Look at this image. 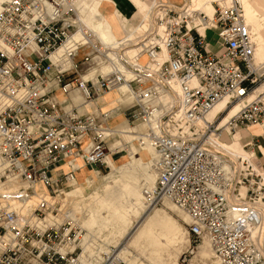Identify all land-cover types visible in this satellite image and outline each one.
I'll return each mask as SVG.
<instances>
[{"label": "built area", "instance_id": "2783aa9c", "mask_svg": "<svg viewBox=\"0 0 264 264\" xmlns=\"http://www.w3.org/2000/svg\"><path fill=\"white\" fill-rule=\"evenodd\" d=\"M73 2L1 4L0 156L8 165L2 178L11 176L29 187L2 195L0 204L29 198L38 186L48 191H38L43 198L23 219L0 208V264H83L78 228L70 222L44 224L46 214L57 212L49 193L61 192L80 169L104 165L120 149L114 147L121 138L113 122L117 114L131 127L148 126L145 136L158 156V178L152 193H144L157 207L165 195L190 216L187 252L192 255L206 240L218 264H264V168L255 153L256 148L264 161L259 150L264 91H258L263 75L252 67L254 46L240 0L216 4L211 16L184 3H156L151 31L131 61L118 53L116 60L109 59L92 42L91 34L79 28L73 7H65ZM210 32L217 39L215 51ZM77 33L84 41L72 39ZM163 53L164 61L151 70ZM110 63L117 68L92 75ZM172 84L179 89L176 99L159 110L158 88L169 93ZM124 85L133 103L105 108L100 98ZM77 95L82 102L75 105L71 99ZM224 100L223 112L208 120ZM252 126L262 133L244 143L247 153L226 149L224 134ZM61 167L66 171L58 172ZM104 258L102 264H120L111 255Z\"/></svg>", "mask_w": 264, "mask_h": 264}, {"label": "rangeland", "instance_id": "374dc122", "mask_svg": "<svg viewBox=\"0 0 264 264\" xmlns=\"http://www.w3.org/2000/svg\"><path fill=\"white\" fill-rule=\"evenodd\" d=\"M86 1L88 0L84 1V6L87 7ZM159 2L169 3L170 5L176 7H181L184 3L189 7V9H200L199 3L196 4L195 0H192V2L191 0H154V2H151L144 11V16L146 15L147 19L146 25L143 24L145 26L141 30L140 36H138V38L143 36L145 29L150 26L149 14L152 11L154 5ZM216 4L218 3H212L213 10L201 9L200 11L204 12L208 16H211L214 12V6ZM245 9H247L246 12L248 11V14L251 12V14H249L246 18H249V22L251 23L254 40L256 39V45L257 43H259V46H261L260 50L257 51L258 59H261L262 56H264V0H251L246 4ZM141 20L142 19L140 17L137 22L139 23L141 22ZM207 36L210 42L211 51H215L218 47L215 33L210 32ZM138 38L135 40V43L139 42ZM133 43L134 41L125 44L123 46L124 49L121 53H124L127 50L138 49L139 46H134ZM131 45L133 47H131ZM133 54L135 53L132 52L127 55L129 57H132ZM82 57L83 52H80L77 55L76 61L80 63ZM260 63L262 64L260 65ZM263 66L264 60L255 62V67L257 69H260L258 70L257 74L263 75V77L260 78L259 86H262L264 84ZM243 133L245 135L251 134V132H248L247 130H244ZM261 133V130L258 129V136ZM225 140H228V138H226V136H223L222 141ZM234 142H238V145H232V148L237 151L240 150L241 146L243 145L240 139H238V141L235 140ZM131 143L126 142L125 140L120 138L118 143L116 142L114 144V147L119 146L120 149L115 152L113 151L110 159L116 163L120 159L127 158V149L130 145L136 144L135 141H132ZM257 164L258 166L262 165V168H264V163L262 162V160L258 159ZM2 169L3 164L0 161V177L2 174ZM94 169L98 170L99 173L104 177L108 176L111 171V168L105 164L97 166ZM87 171L90 172L88 174H84L82 172L79 175V185L83 189V194L82 196L76 198L75 201L67 200L66 196L63 194L64 191L72 188L74 185L71 187L65 186L63 188L64 191L61 190V192L49 193L51 198L54 199L53 202H55L58 211L57 215L54 216L56 218H53L54 220L51 218V215H49L46 221L51 220V224L56 225L58 222L57 217L60 216L63 219L64 214L70 211V213H72L74 217L72 221L81 229L82 236L85 237L83 240L92 243L91 252L95 250L98 251V253H95L93 255L97 256V258L90 257L91 254H85L88 255V258H91V261L94 264L95 260H98V258H100V254L108 253L110 249L118 253L120 264H216V262L211 258V253L206 241H203L202 244H200L195 249L193 255H189L188 253L186 254V256L182 255L189 245L188 236L185 235V227L188 223V220L183 214H181L173 206H171V204L166 203V207L154 209L153 212L149 211V216H144L145 209L135 208V210H137L136 215L129 213L115 222H106L107 224L105 225L102 221H104V218L108 217L105 211L103 197L107 191V187L119 184L120 179L125 175L139 176L142 174L125 172L121 173V176L118 178H116L114 174H111L107 178L108 184L104 189L103 187L105 182L101 179L95 178V175L92 173V171H94L93 168H88ZM151 175H154V180L155 173ZM3 181L4 180L2 178V180H0V193L5 190V187H3V184L1 183ZM92 181L94 185L90 186L89 184L92 183ZM9 187L15 188V185L12 184ZM146 187L147 185L143 188ZM39 189L40 191H48L46 188H42V186H38V188H36V191L38 192ZM128 199L131 200L130 202L134 203L133 198H126V200ZM32 201L33 200H30V203H32ZM123 202L124 200L121 199L120 203L122 204ZM149 212L147 211V214H149ZM140 219H143L140 222V225L138 227H135ZM100 251H102V253H100Z\"/></svg>", "mask_w": 264, "mask_h": 264}, {"label": "bare ground", "instance_id": "6f19581e", "mask_svg": "<svg viewBox=\"0 0 264 264\" xmlns=\"http://www.w3.org/2000/svg\"><path fill=\"white\" fill-rule=\"evenodd\" d=\"M4 0H0V8H1V4ZM85 1V0H84ZM84 1H81L79 0V7L80 9H82V14L84 15L85 12H89L88 8L85 9V7H83L82 5H84ZM225 1H228V0H225ZM76 3H77V0H74L73 3H68V4H65V7L67 8H71L73 7V10L76 12V18H77V23H78V26L79 28L82 29V31H87L88 33L91 34L92 36V42L95 43V44H100L101 47H103V49H105V53H106V56L109 58V59H112V60H116V54L117 56H125V58L127 60H132L137 54L139 51H141L143 49V41L145 40V36L147 35L148 36V33L151 31V28H152V19H153V11L150 12L149 14V24L150 26H148L144 33H143V36H141L140 38H138V41L134 46H139L138 49H132L131 51L133 50H137L135 54H133L132 57H129L127 54L129 53L130 50H127L126 52L124 53H121L122 50L124 49L123 46L125 44L123 43H113V44H107L108 41H102L99 37H100V34L99 36H97L96 33L93 32V27H92V17H91V14L90 12L88 13V17H87V20H84V18H82V16L79 14V12L77 11V7H76ZM240 3L242 5V8H243V16H244V21L246 23V25L248 26L249 28V31H250V34H251V41H252V44L254 46V50H253V64H252V67H253V70H260V69H257L255 67V54H256V47H255V40H254V34L252 33V27H251V23L249 22L248 18V15L251 14V12L248 14V11L246 12L247 9H245L244 7V3H243V0H240ZM189 4V3H188ZM155 7V6H154ZM85 16V15H84ZM145 25H146V22H145ZM143 25V27L145 26ZM157 33V35H160L161 32L160 30H156L155 31ZM147 38V37H146ZM73 40L75 41H80L82 40V37H81V33H77L75 34L73 37H72ZM84 41V40H82ZM148 43V42H147ZM145 43V44H147ZM165 54H161L159 55V57L154 61V63L151 65V70H156L157 67L160 65V63L162 61H164L165 59ZM146 58L143 56L141 57V61L143 62ZM264 67V66H263ZM102 68V69H101ZM117 68L116 65H114L113 63H110V64H107V65H104V66H101L99 67L98 69H96L95 71L92 72V75H96L97 73H108L110 71H112L113 69ZM262 69V68H261ZM119 89H122L124 90L125 92L123 93V95L125 96L124 98H121V102H126L128 100H133L130 96L132 95L131 94V90L129 89V87L127 85H124V86H121ZM158 91H159V96H156L154 98V103L158 106L159 110H163L164 108L168 107L169 104H172V102L176 99V94H178V86L175 85V84H172L170 85V92L167 93L166 90L165 92L163 91V89L161 88H158ZM258 91H264V84L262 86H259L258 87ZM107 94H110V93H107ZM106 95V94H105ZM104 95V96H105ZM103 96V97H104ZM81 98L79 95L77 96H74L72 97L71 101L74 103V99L76 98ZM146 99V98H145ZM81 102H82V99H81ZM75 105H77L76 103H74ZM80 104V103H79ZM225 106H226V101H221L219 102L210 112L209 114L207 115V119L208 120H212L217 114H219L220 112H223V110L225 109ZM239 109V107H235L234 110L229 114L228 117L232 116L235 112H237ZM130 126V125H129ZM147 125H144V124H136L135 126H130V135L133 137L134 140H137V141H141V142H146L152 149L153 147L149 144V141L147 140L146 136H145V132L147 130ZM252 127H255L256 129H259L261 130L262 132V129L260 126H252ZM250 127V128H252ZM238 134V132H236L234 135H227V134H224L223 136H226V138H228V140L226 141H222L226 146V149L227 150H231L233 152H235L236 154H245L247 153L244 149H243V146L244 144L241 146L240 150L236 151L234 148H232L231 146L233 145L234 141H235V136ZM222 136V138H223ZM137 137H140L137 139ZM221 138V140H222ZM260 142V141H259ZM116 143V142H115ZM261 142H260V145H259V150L261 151ZM154 150V149H153ZM155 151V150H154ZM251 151L253 152V149H251ZM156 153V151H155ZM110 157V156H108ZM107 157V158H108ZM156 157L157 156V153H156ZM107 158L105 159V164L107 165ZM111 158V157H110ZM0 161L1 163L3 164V169H2V174H1V177H0V180H2V176L4 177V175H6L5 171H6V168L8 167L7 165V162L6 160H4L1 156H0ZM94 170V168H93ZM65 171H66V168H65ZM89 173L90 171H87L85 170V168L83 169H80V171L78 172L77 174V178L78 180H74V181H71L70 183V187L73 186L74 184H76L78 181H79V175L80 173ZM154 176L152 175L151 178L149 179H146L144 181L141 182L140 186H136L134 185L133 183H130V182H125V183H122V184H116L114 186H110L109 188V191H108V194L106 195V198H105V211H106V214H107V217L108 218H104L102 222H104V224L106 225L110 222H115L117 221L118 219H120L121 217L123 216H126L127 214L131 213L133 215H136V212L137 210H135V208H138V209H145L144 211V216H149L150 215V212H153L154 209H157V208H162V207H166V203L168 204H171V206H173L177 211H179L181 214H183L187 220H188V223L186 224V227H185V235L188 236V242H189V245L186 249V251L182 254V255H185L188 253L187 251L190 249V246H191V241H190V236H189V232H188V226L192 223V220L190 218V216L185 212L183 211L182 209L178 208V206H176L174 204V202L172 200H170V198H168L167 196H162L160 201H161V206L160 207H157V205H155V203H152L151 202L153 201V199H147L144 191H150L152 193V190H154V187L156 186V181H157V178H158V171L156 169V173H155V179L153 180ZM3 184V187H5V190L2 191L0 193V197L2 195H10V196H13L19 192H21V190H26L29 185L18 180V179H14L13 177L11 176H7L6 177V180L4 182H1ZM15 185L17 186V190H9V189H6L8 188L10 185ZM147 185L146 188H143ZM64 191V190H63ZM39 192H42L40 191L39 189ZM65 192V191H64ZM63 192V193H64ZM40 193L38 192H35V194H32L31 197L29 198H26L24 200H19V199H11V200H1V204H0V208L4 209V210H12V211H15L19 217H22V219L28 214L29 211H31L34 207H37L39 201L41 200V198H43V196H39ZM126 198H133L134 199V203L130 202L131 200H126ZM124 200V202L121 204L120 201ZM30 200H33L32 203H30ZM30 203V204H29ZM49 203L53 204L55 202H53V200H49ZM151 204V205H150ZM58 211V210H57ZM147 211L149 212V214H147ZM51 215V218H56L54 217L55 215H57V212L55 214H46L45 216V221H44V224L47 225V226H50L52 225L51 224V220H47V217ZM58 218V223L56 224V226L58 225H61V224H65L66 222H70L72 224V226H76L74 224V222L72 221V219H69L66 215L63 216V219L59 216L57 217ZM54 220V219H53ZM52 220V221H53ZM100 220V219H99ZM143 219H140L137 224L135 225V227H138L140 225V222L142 221ZM54 222V221H53ZM103 224V223H101ZM79 230V232L81 233V237L76 245V247H79L81 249V253H80V262H82L83 264H87V262L85 261V259L83 258V250L82 248L79 246L80 245V242L85 238L84 236H82V231L81 229L76 226ZM133 230V229H132ZM131 230V231H132ZM130 231V232H131ZM203 241H206V240H203ZM160 243V242H159ZM206 243L208 244V248L210 250V253H211V258L217 263V261L214 259V257H212V250L210 248V243L208 241H206ZM202 244V243H201ZM91 246V244H89ZM159 245V244H158ZM198 247V246H197ZM195 252V250H194ZM193 252V254H194ZM189 254V253H188ZM192 254V255H193ZM111 255V257H114V259L112 261L114 262H120L119 259H118V253H116L115 251H112L110 250L108 253H105V254H102L100 258H98V260L95 261V264H102L105 260V256H109ZM113 255V256H112ZM191 255V254H189ZM122 263V262H121ZM132 264V263H131Z\"/></svg>", "mask_w": 264, "mask_h": 264}, {"label": "crops", "instance_id": "0c3cea01", "mask_svg": "<svg viewBox=\"0 0 264 264\" xmlns=\"http://www.w3.org/2000/svg\"><path fill=\"white\" fill-rule=\"evenodd\" d=\"M84 1V0H81ZM170 1H176V0H170ZM251 0H243L244 7L247 3H249ZM153 3L154 0H88L86 1L87 7L85 9L89 8V12L92 16V27L93 32L97 34V36L100 35V39L102 41H108L107 44H115V43H123L127 44L129 42H133V45H135V40L140 36V32L143 29V24L146 22V15L144 16L145 9L150 5V3ZM192 2V0H191ZM221 3L226 2L225 0H195V3L200 5V11L201 9L206 10H213L212 3ZM77 11L79 14L84 18V20H87L88 13L85 12L84 15L82 14V9L79 7V0H77L76 3ZM143 16V18H142ZM141 17V22H137L138 19ZM249 20V18H248ZM99 33V34H98ZM263 40V39H262ZM256 45V43H255ZM131 47H133L131 45ZM256 47V54H255V62L261 60H264V56H262L261 59H258L257 51L260 50L259 43H257ZM137 50L129 51V53L135 52ZM128 53V54H129ZM262 63H260L261 65ZM102 69V68H101ZM125 91L122 89H119V91L106 94L104 97L100 98V102L104 103V107L108 108L116 104V102L121 101V97L119 96V93L123 94ZM74 103L79 104L81 103V98L74 99ZM124 106L130 105L133 103V100H128L126 102H121ZM90 106L86 105L84 106V110H89ZM114 126H116L115 130L116 132L120 133L121 139L125 140L126 142H132L136 141L134 145H130L127 149V158H123L118 160V162H113V160L110 159V157L107 158V166L111 168L110 173L108 176H103L99 173L98 170L94 169L92 173L95 175V178L103 180L104 183V189L106 185L108 184L107 178L114 174L116 178L120 177L121 173L129 172V173H136V174H142L139 176L136 175H125L123 176L119 184L130 182L134 185L140 186L141 182L151 178V174L156 173V165L155 162L157 160L155 151L146 143L134 140L133 137L130 135V126L129 124L122 118L120 114L116 115V118L114 119ZM244 130H241L238 132V134L235 136V140L238 141L240 139L241 143L244 144L246 142L250 141L251 135L258 136V129L255 127L247 129L248 132H251V134H244ZM227 141V140H226ZM259 141L261 142V152L262 156L264 155V139L260 138ZM132 144V143H131ZM238 142H234L233 146H237ZM231 146V147H233ZM237 151V150H236ZM255 153L260 158L259 152L255 148ZM264 159V156H263ZM264 163V161L262 160ZM85 170H88V168H85ZM65 171V167H61L58 172ZM84 173V172H83ZM144 173V174H143ZM87 174V173H84ZM154 176V175H153ZM90 186H93L92 183L89 184ZM118 185V184H117ZM110 187H107V191L104 194L103 202L105 204V198L108 194ZM2 189V188H1ZM5 189V188H4ZM3 189V190H4ZM6 189L9 190H17V186L14 187H8ZM103 189V190H104ZM96 193V192H94ZM92 193V194H94ZM67 200H76L79 196H82L83 189L78 183L74 184V186L68 190H66L63 193ZM64 215H66L69 219H74L72 213L70 211L66 212ZM62 218V217H61ZM58 223V222H57ZM91 244V246L89 245ZM83 250V258L87 262V264H94L91 261V258H88V255L85 254H91L90 257L93 256L95 253H98L97 250L92 251V243L88 242L86 240H83L80 242L79 245ZM115 249V248H114ZM111 250V249H110ZM102 253V251H100ZM102 255V254H100ZM101 257V256H100ZM96 261V260H95Z\"/></svg>", "mask_w": 264, "mask_h": 264}]
</instances>
